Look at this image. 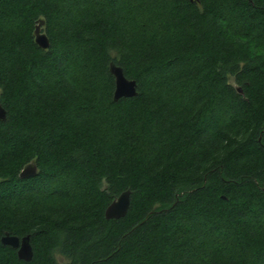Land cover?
<instances>
[{
  "label": "trees",
  "instance_id": "trees-1",
  "mask_svg": "<svg viewBox=\"0 0 264 264\" xmlns=\"http://www.w3.org/2000/svg\"><path fill=\"white\" fill-rule=\"evenodd\" d=\"M0 103V264H264V0H0Z\"/></svg>",
  "mask_w": 264,
  "mask_h": 264
},
{
  "label": "water",
  "instance_id": "water-1",
  "mask_svg": "<svg viewBox=\"0 0 264 264\" xmlns=\"http://www.w3.org/2000/svg\"><path fill=\"white\" fill-rule=\"evenodd\" d=\"M44 19H38L34 29L35 43L42 49L47 50L51 46L50 38L46 32L42 31ZM110 73L114 76L115 86L113 91V100L118 101L121 98H132L138 95V82L135 79L125 75L122 66L114 62L110 63ZM238 92L242 93L240 86L236 87ZM7 117L6 108L0 103V119L5 120ZM39 173L36 163L31 162L24 166L19 176L20 178L35 177ZM131 205V190L122 191L105 209L107 219H119L125 217ZM1 242L17 249L19 259L30 261L34 256V249L31 243L30 235L18 236L5 232L1 237Z\"/></svg>",
  "mask_w": 264,
  "mask_h": 264
},
{
  "label": "rangeland",
  "instance_id": "rangeland-1",
  "mask_svg": "<svg viewBox=\"0 0 264 264\" xmlns=\"http://www.w3.org/2000/svg\"><path fill=\"white\" fill-rule=\"evenodd\" d=\"M232 83L235 84V82L232 80ZM236 85V84H235ZM237 86V85H236Z\"/></svg>",
  "mask_w": 264,
  "mask_h": 264
}]
</instances>
